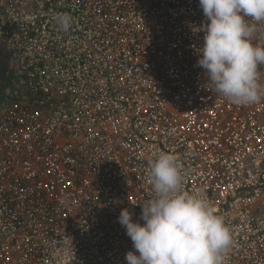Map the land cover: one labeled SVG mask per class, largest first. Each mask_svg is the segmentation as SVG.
<instances>
[{
    "label": "built area",
    "instance_id": "2783aa9c",
    "mask_svg": "<svg viewBox=\"0 0 264 264\" xmlns=\"http://www.w3.org/2000/svg\"><path fill=\"white\" fill-rule=\"evenodd\" d=\"M204 21L199 0H0L28 93L0 109V264H127L118 217L139 219L161 151L223 216V264H264V91L249 105L213 91ZM247 21L264 46V21Z\"/></svg>",
    "mask_w": 264,
    "mask_h": 264
},
{
    "label": "clouds",
    "instance_id": "9594fccd",
    "mask_svg": "<svg viewBox=\"0 0 264 264\" xmlns=\"http://www.w3.org/2000/svg\"><path fill=\"white\" fill-rule=\"evenodd\" d=\"M199 8L205 21L192 27L203 33L197 65L213 91L229 102L257 103L264 91L259 82L264 46L253 44L257 25L247 18L264 21V0H199ZM72 19L62 13L57 23L67 31ZM149 167L152 195L140 206L139 219L134 221L127 208L118 217L135 250L126 253L127 264H223L231 235L204 191L184 189L174 154L161 151Z\"/></svg>",
    "mask_w": 264,
    "mask_h": 264
},
{
    "label": "crops",
    "instance_id": "0c3cea01",
    "mask_svg": "<svg viewBox=\"0 0 264 264\" xmlns=\"http://www.w3.org/2000/svg\"><path fill=\"white\" fill-rule=\"evenodd\" d=\"M19 82H22V79L16 57L0 41V109L7 103L26 97L27 92L20 94L22 91L18 89Z\"/></svg>",
    "mask_w": 264,
    "mask_h": 264
},
{
    "label": "rangeland",
    "instance_id": "374dc122",
    "mask_svg": "<svg viewBox=\"0 0 264 264\" xmlns=\"http://www.w3.org/2000/svg\"><path fill=\"white\" fill-rule=\"evenodd\" d=\"M18 89L20 91H22L20 94L24 93V92H27V90L25 89L24 85L22 82H19L18 83ZM19 95V94H18ZM17 95V97H18ZM13 96H14V93H13ZM28 97V93L26 95V98ZM254 212L258 215V216H264V199H262L259 203H257L255 206H254Z\"/></svg>",
    "mask_w": 264,
    "mask_h": 264
}]
</instances>
